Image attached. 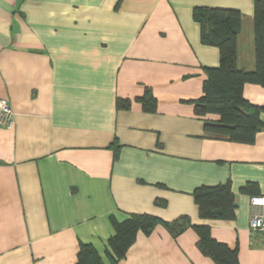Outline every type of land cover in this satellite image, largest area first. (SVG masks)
<instances>
[{
	"label": "crops",
	"instance_id": "obj_1",
	"mask_svg": "<svg viewBox=\"0 0 264 264\" xmlns=\"http://www.w3.org/2000/svg\"><path fill=\"white\" fill-rule=\"evenodd\" d=\"M255 1L0 0V97L15 120L0 128V264H76L88 244L113 264L114 225L133 215L190 223L139 232L115 264H218L200 228L239 264H264V232L250 226L251 198L264 195V129L231 142L193 104L221 61L195 10L241 14L237 68L254 72ZM148 92L156 112L137 101ZM244 97L264 107V87L247 84ZM227 184L234 217L203 218L195 190Z\"/></svg>",
	"mask_w": 264,
	"mask_h": 264
},
{
	"label": "trees",
	"instance_id": "obj_2",
	"mask_svg": "<svg viewBox=\"0 0 264 264\" xmlns=\"http://www.w3.org/2000/svg\"><path fill=\"white\" fill-rule=\"evenodd\" d=\"M256 71L245 72L237 68V39L241 30V14L230 9H196L195 20L202 26V39L219 47L220 66L206 68L203 96L193 102L195 114L206 123L209 133L224 136L231 142L251 144L259 131L264 129L261 115L264 107L249 103L244 97V87L256 84L264 87V0H256L254 8ZM147 112L157 111V99L151 93L137 98ZM130 102L121 100L119 107H129ZM209 115L216 119L207 118ZM194 199L199 205L201 216L208 219H230L234 217V196L229 184L201 187L195 190ZM187 218L165 223L149 215H133L124 222L116 223L115 235L109 239L108 258L115 264L126 257L127 250L135 242L137 234H151L155 227L164 224L174 234L185 230ZM200 248L213 257L218 264H239L237 252L215 242L205 228L198 229ZM76 264H104L97 249L81 245Z\"/></svg>",
	"mask_w": 264,
	"mask_h": 264
},
{
	"label": "built area",
	"instance_id": "obj_3",
	"mask_svg": "<svg viewBox=\"0 0 264 264\" xmlns=\"http://www.w3.org/2000/svg\"><path fill=\"white\" fill-rule=\"evenodd\" d=\"M14 123V112L9 101L0 97V128L11 129ZM250 202L255 210L250 221L251 229L264 232V195L253 196Z\"/></svg>",
	"mask_w": 264,
	"mask_h": 264
}]
</instances>
